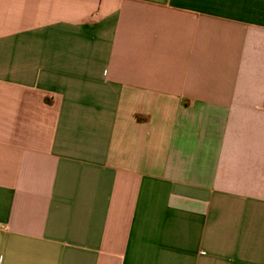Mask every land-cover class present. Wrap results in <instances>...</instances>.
Returning <instances> with one entry per match:
<instances>
[{
	"label": "crops",
	"instance_id": "0c3cea01",
	"mask_svg": "<svg viewBox=\"0 0 264 264\" xmlns=\"http://www.w3.org/2000/svg\"><path fill=\"white\" fill-rule=\"evenodd\" d=\"M0 264H264V0H0Z\"/></svg>",
	"mask_w": 264,
	"mask_h": 264
}]
</instances>
